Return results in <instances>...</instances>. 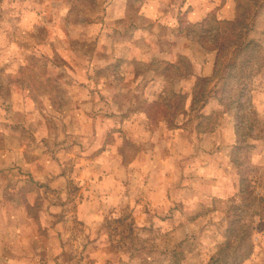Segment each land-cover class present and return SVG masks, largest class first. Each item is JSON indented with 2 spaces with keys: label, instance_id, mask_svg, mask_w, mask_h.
<instances>
[{
  "label": "rangeland",
  "instance_id": "374dc122",
  "mask_svg": "<svg viewBox=\"0 0 264 264\" xmlns=\"http://www.w3.org/2000/svg\"><path fill=\"white\" fill-rule=\"evenodd\" d=\"M84 1L46 0L40 7L51 22L67 7L68 24L83 34L74 45L107 30L77 25L79 9L93 4ZM110 2L94 0L102 17ZM185 2L112 3L118 10L127 5L131 44L153 57L125 68L132 87L117 109L100 91L84 103L70 32L62 30L60 44L44 34L49 60L12 56V46L29 47L2 32L0 108L8 115L0 110V264H264V0H242L255 6L245 37L254 43L236 62L228 60L242 38L232 26L236 0ZM141 3L143 18L134 10ZM164 3L176 5L166 12ZM185 31L199 42L188 43ZM106 46L98 43L101 51ZM187 51L191 56L180 58ZM205 77L212 80L205 84ZM154 97L156 117L107 114L119 107L135 112ZM23 205L31 211L17 214Z\"/></svg>",
  "mask_w": 264,
  "mask_h": 264
},
{
  "label": "crops",
  "instance_id": "0c3cea01",
  "mask_svg": "<svg viewBox=\"0 0 264 264\" xmlns=\"http://www.w3.org/2000/svg\"><path fill=\"white\" fill-rule=\"evenodd\" d=\"M2 1L3 0H0V37H1L2 32H4L5 38L8 40H10L13 35L14 39L19 38L20 41L18 42L22 43L21 41H24L26 45L29 47L25 51L24 49L23 50L19 49L22 47L12 46L13 48H17L15 53H11L12 56H20V55L33 56L35 54H38L39 57L43 55L44 59L49 60V58H46V57L47 56L52 57L53 54L50 52H46L44 50L46 45L44 44L43 40L46 37V35H44L46 32L48 33L47 39L49 41H51L53 37L55 40L60 39L58 44H60L61 42H64L63 41L64 39H61L62 30L67 31V33L70 32L69 35H70L71 41L72 40L74 41L75 37H78L79 41L81 40L80 36L83 34L78 32L79 28L76 29L77 26L68 24V23H72V24L74 23L71 22V15L69 14V10H67V7L62 9L63 13H61V15L58 17V19H56V21L51 22V20L47 16V12L43 11L44 9L40 8V7L46 8V4H47L46 0L45 2H42V3H38V1L36 0H11L7 2L6 5L5 4L1 5ZM114 1L115 0H111V2L108 4L109 11L107 14L105 13L103 17L101 13L97 12L96 4L94 3V0L91 1V3H93V4H90L91 6L90 5L86 6L87 7L86 12H84L82 9H79V19L77 17L78 26L91 24L93 26H97L98 29H103L102 26L104 27L107 26V30L104 32L99 30V33L96 34V36H94L92 41H88V39H84L86 40V42H84V45L82 43H79V45H74L72 41V44L74 46L72 45L68 46L70 51L72 50L74 52H77V54H79V63L75 61L73 63V67L75 71H78L79 73H81L80 74L81 76H84L83 79L79 81V92L86 93L87 95V96L85 95V97H82V98H86L84 103L93 102V99L96 98V94L98 93L97 91H100L103 94V97L101 98H103L104 103H110V104H114L117 106L119 105V103L118 104L116 103L120 99V102L122 103V105L127 104L128 103V91H129L128 88H131L132 85L126 84L128 82V73L126 72L125 68H127L129 65H132L136 62H145V60L148 57L151 60L153 58L152 55H150V53L144 50L145 46L142 45V47L140 46L136 48L132 46L131 44L132 38L130 37L131 32L129 33L126 32L128 28L132 27V21L129 18L130 17L129 10L127 8V5L124 6V8H122L121 10H118L119 8L118 6L116 9H112L113 7L116 6L112 4ZM186 2L184 4H186ZM85 3H88V0L84 1L83 5ZM188 3H189L188 7L190 6V4H193V2H190V0H188ZM40 4L43 6H40ZM147 4L148 2H145L144 8H146ZM195 4L199 5L198 9L202 7L200 3H195ZM175 5L176 3L174 5H171V4L169 5L168 3H166V6H165V3H164L161 6V8L167 12V9L170 6H175ZM141 6H143L142 3L141 5H137L134 10L135 12H137L138 9L139 11L141 10L139 13V17L143 18L148 15V11H143L145 12L143 14L142 13L143 7L141 8ZM198 9L196 8V10ZM5 10H6L7 16H4ZM82 15L84 16L83 18L85 19V21L82 20ZM105 22H107V25L104 24ZM66 24H67V28H69L68 30L64 28L66 27ZM40 28L44 30L43 37H40V35H38V31ZM20 33H25L26 35L20 34ZM184 35H185L186 41L188 43L191 42L192 46H194L193 40L195 41L197 40L199 42V39H195L193 36L191 37V34L188 33L187 31H185ZM200 42H201V39H200ZM98 43L109 44V49L106 46L108 50L103 49L101 51V48L100 47L98 48ZM42 51L43 52L45 51V54H42L43 53ZM50 51H52V49ZM64 51H65V47L61 45L60 48L58 49V52L62 59H64L62 57L63 54H65ZM0 52H5V51L1 50ZM114 52L116 53L118 52V55L115 56ZM128 53L134 57L130 59L131 56H128L127 55ZM104 55H107L108 57H110L111 55L112 56L110 58L111 60L109 62L102 61L100 57ZM153 56L158 57V55H153ZM180 56H181L180 58H187L191 55L187 51L185 53H181ZM165 57L166 56L164 57L160 56V59L165 58ZM16 59L17 58H15L14 60L15 64L17 61ZM161 60H166L167 62L165 63L171 64L170 67L177 66L176 65L177 62H175V60L173 59L172 60L161 59ZM108 65H111L109 67H113V68L108 70L107 75L104 76L106 77V79H101L102 78L101 73L105 71V70L102 71L101 68H106ZM34 68L37 69L38 67L34 66ZM153 83H154V80L151 84ZM105 92H107V95H105ZM89 93L91 96H88ZM38 99L39 98H37V101H39ZM156 99L157 98L154 97L152 101L153 103L151 104L149 103L150 101H147L145 98V100L142 101L141 103V107L139 106L138 110H136L135 112L122 111L119 107V111L114 110L107 114L110 115L112 119L114 118L115 119L116 118L125 119L127 117L133 119L132 116H138V115L142 117L143 116L147 117L149 119L153 117V112H154L155 117H156V114H158V111H154V109L156 108L155 104L157 103ZM45 100L49 101L50 99L45 97ZM6 102H10V101L6 100ZM80 102L81 101L79 100V103ZM18 103H20V101ZM117 108L118 106L116 107V109ZM0 110H1V113L5 115L7 114L6 110L2 108H0ZM11 112L13 113V109L11 110ZM75 112L78 114L77 108L75 109ZM80 115L81 114H79V120H80V117L82 116ZM81 119L86 120L84 117H82ZM14 129L16 130L15 127ZM81 133H84V132H81ZM26 141L34 143L32 137H30L29 139H26ZM32 193L27 192L26 195L28 199L34 196ZM21 196L25 197L24 194H21ZM18 207L19 209L17 211V214H23V213H26V211L28 213V211H31L30 208H27L24 205L18 206ZM42 209H41L42 211L41 214L44 213V210ZM48 212H52V211L48 210ZM20 228L21 227H19V229ZM48 228L50 230L51 227L48 226Z\"/></svg>",
  "mask_w": 264,
  "mask_h": 264
},
{
  "label": "trees",
  "instance_id": "16d2710c",
  "mask_svg": "<svg viewBox=\"0 0 264 264\" xmlns=\"http://www.w3.org/2000/svg\"><path fill=\"white\" fill-rule=\"evenodd\" d=\"M236 3L238 8V16L236 17L234 24L232 26H234V28L238 33L242 34V38L238 41V45H236V43L234 44V48L228 57L229 62L236 60V58L239 56L241 52L240 51L241 49L249 48L254 43L253 39L246 40L245 37L248 34V32H250L253 29L255 6L249 3H243L242 0H237ZM166 65L171 66V64L169 63H167ZM201 80L204 81L206 84L210 82L212 79L205 77V78H201ZM203 87L205 88V86ZM204 93L206 92H203L202 94ZM205 103H207V101Z\"/></svg>",
  "mask_w": 264,
  "mask_h": 264
}]
</instances>
